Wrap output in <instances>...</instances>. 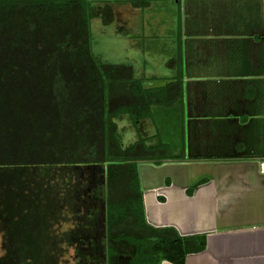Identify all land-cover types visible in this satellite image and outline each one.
Segmentation results:
<instances>
[{
    "label": "trees",
    "instance_id": "1",
    "mask_svg": "<svg viewBox=\"0 0 264 264\" xmlns=\"http://www.w3.org/2000/svg\"><path fill=\"white\" fill-rule=\"evenodd\" d=\"M93 18L86 0H0V264H59L74 246L50 210L67 204L65 223L75 221L86 183L79 167L103 196L95 232L77 238L93 239L77 264H185L205 249L204 237L146 223L138 164L174 158L141 137L123 147L115 122L128 116L138 127L153 106L182 100L180 47L176 79L146 88L131 67L95 59ZM101 18L112 23L109 6Z\"/></svg>",
    "mask_w": 264,
    "mask_h": 264
},
{
    "label": "crops",
    "instance_id": "2",
    "mask_svg": "<svg viewBox=\"0 0 264 264\" xmlns=\"http://www.w3.org/2000/svg\"><path fill=\"white\" fill-rule=\"evenodd\" d=\"M181 1L185 138L180 152H168L174 159L138 164L144 217L151 227L205 238L185 264H264V0ZM227 86L240 102H211ZM77 207L75 221L58 229L90 235L92 215Z\"/></svg>",
    "mask_w": 264,
    "mask_h": 264
},
{
    "label": "rangeland",
    "instance_id": "3",
    "mask_svg": "<svg viewBox=\"0 0 264 264\" xmlns=\"http://www.w3.org/2000/svg\"><path fill=\"white\" fill-rule=\"evenodd\" d=\"M86 1L91 3L94 8L95 18L90 21L91 52L99 63L131 67L134 78L141 81L146 88H162L176 79L178 69L175 59L178 56V36L180 35L181 21L184 19L183 1ZM133 2H145L146 6L133 7ZM188 3L189 5H198L201 2L198 0H188ZM105 6H109L114 15V19L109 25L102 23L101 11ZM176 40L177 43H173ZM174 46L177 48L175 49ZM170 58L174 62L172 60L169 61ZM149 75L156 78L150 79ZM170 78H172V81L169 80ZM149 81L150 84L148 85ZM231 87L233 88V86ZM228 88L229 86L217 91L212 96L211 102H240L236 94L237 92L232 91V89L230 97H228ZM197 98H199L198 95ZM150 115V118L146 119L147 121L142 120L138 124V127L133 125L128 116H121L115 121L118 129L117 135L121 140L120 142L123 143L122 145L126 147L128 141L131 140L130 142L134 143L139 137L146 140L145 136H147L151 146L162 145L164 147L165 145V149H161L163 152H180L185 138L182 100L168 102L167 105L153 106L150 110ZM146 123H148V126H144ZM148 142H146V145ZM81 170L85 171L82 181L86 177V183L78 188L80 198L78 205L81 209L80 213H85V216L87 214L92 215L89 217V222L86 220V223H90L89 225H91L96 222L100 211V198L103 195L100 189L101 186L94 184L87 185L89 178L88 175L86 176V172H88V168L83 169L79 167L76 172L80 173L82 172ZM85 203L87 206H84ZM85 207L88 208L86 209ZM65 210H62V204H58L57 209L51 208L50 211L53 212H50V216L52 217L55 214L60 219L64 218L65 222L69 221L72 216L69 213L67 204L65 205ZM84 215H81L79 222H85L86 217ZM55 220L58 221L56 217ZM91 232L94 233L95 230L92 228L89 233ZM79 235L78 233H69L67 236L65 235L67 239L64 238V241L67 243L71 240L76 241ZM64 248L66 252L61 257L59 264H77L78 259L75 260V258L79 255V249L73 250L68 245H65ZM2 255L3 250L0 235V257ZM125 261L123 259L121 264H125Z\"/></svg>",
    "mask_w": 264,
    "mask_h": 264
},
{
    "label": "built area",
    "instance_id": "4",
    "mask_svg": "<svg viewBox=\"0 0 264 264\" xmlns=\"http://www.w3.org/2000/svg\"><path fill=\"white\" fill-rule=\"evenodd\" d=\"M260 172L264 174V160L260 163Z\"/></svg>",
    "mask_w": 264,
    "mask_h": 264
}]
</instances>
